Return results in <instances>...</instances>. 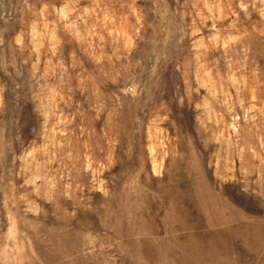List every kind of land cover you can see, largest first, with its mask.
<instances>
[{"label":"rangeland","instance_id":"374dc122","mask_svg":"<svg viewBox=\"0 0 264 264\" xmlns=\"http://www.w3.org/2000/svg\"><path fill=\"white\" fill-rule=\"evenodd\" d=\"M0 264H264V0H0Z\"/></svg>","mask_w":264,"mask_h":264}]
</instances>
